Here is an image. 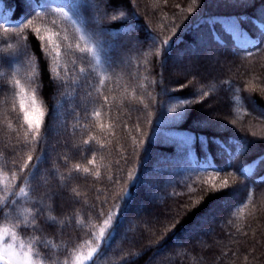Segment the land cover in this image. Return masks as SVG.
<instances>
[{"label":"trees","instance_id":"16d2710c","mask_svg":"<svg viewBox=\"0 0 264 264\" xmlns=\"http://www.w3.org/2000/svg\"><path fill=\"white\" fill-rule=\"evenodd\" d=\"M64 1L82 32L55 10L37 15L33 0L0 4L21 22H0V55L17 57L12 66L0 64V173L9 181L7 188L0 183V208L8 213L0 214V225H21L17 234L26 243L51 241L37 244L45 264H71L75 251H87L85 241L95 245L92 233L119 203L123 223L95 264H264V0ZM227 19L254 43L240 44ZM36 28L39 35L59 33L58 60L45 55ZM81 33L102 47V68L76 50L85 47ZM189 44L207 48L213 70L203 61L194 69L173 64ZM120 52L130 57L126 67ZM14 79L27 92L36 89L46 113L35 139ZM221 100L228 120L205 121L201 107ZM190 147L204 168L188 173ZM207 157L215 167L204 165ZM252 162L256 170L242 173ZM209 176L217 184L227 178L229 187L213 192L203 183ZM147 186L160 199H150ZM125 190L130 197L121 200ZM138 201L155 210V221L153 214L140 217ZM34 213L39 227H23ZM201 236L205 250L198 248Z\"/></svg>","mask_w":264,"mask_h":264},{"label":"snow or ice","instance_id":"6c2138e0","mask_svg":"<svg viewBox=\"0 0 264 264\" xmlns=\"http://www.w3.org/2000/svg\"><path fill=\"white\" fill-rule=\"evenodd\" d=\"M3 3V0H0V4ZM70 7L74 10L76 5H70ZM189 11H192L190 8ZM58 12L62 14L66 18L69 17V13L65 12L63 8L58 9ZM40 15V13H37ZM115 19V17H113ZM31 21H28V24L25 27L31 26ZM54 23V22H53ZM75 23V21H73ZM5 32L14 31L12 29H4ZM77 32H82L80 27H77ZM35 32L37 33L38 39L41 41V47L44 51L45 55L49 58L55 57L56 60L60 57V45L56 41L53 40V36L59 37V33L51 32L50 30H46L45 35H39L40 29L36 28ZM61 39L67 40L68 37L65 35ZM80 40L85 41V47H80L79 44H76L75 48L80 53H89L93 59L99 61L102 47L97 44H90L88 38L84 35L80 36ZM47 43L48 48L44 47V43ZM164 45L169 44V40L165 39L163 41ZM90 45V46H89ZM72 46L69 45V48ZM11 48V45H9ZM3 51V50H0ZM15 55H0V64L7 62L9 66H12L13 62L16 60ZM75 63V61H73ZM53 72H56V69H51ZM80 72L83 74L85 73V69L81 68ZM2 75V73H0ZM35 75V73H33ZM53 79H60L59 73L56 72V75ZM12 85L15 89V97L19 102L20 112L23 117V122L27 124L29 131L34 134V139L38 137L43 118L45 116V112L42 110L40 102L36 98V89L32 90L31 95L26 91L25 86L21 83L19 79H14L11 81ZM78 84V82H76ZM104 78L101 77L100 84L103 85ZM205 95H207L205 93ZM107 97H104L105 102H107ZM183 103H191V101H184ZM183 106V105H181ZM172 111H176L175 108L171 109ZM94 115L98 116L99 113H94ZM28 133H25V138H27ZM27 142V139L25 140ZM89 143L85 141V144ZM33 157L31 155L28 156L27 161H25L24 165L20 168V172H24L25 169L28 168L29 162H31ZM40 159V158H37ZM260 163H264V160L259 161ZM90 163H92L90 161ZM76 171H80L79 165L76 166ZM85 173L88 172V169L85 168L83 170ZM242 173L247 172L248 169L242 165L241 166ZM33 177L35 176V171L31 174ZM98 175V173H97ZM17 174L15 172L12 173L11 179H16ZM129 179L134 180L133 173H129ZM216 179L215 176H209L207 180L203 183L205 185H210L211 190L213 192H222L224 189L229 187V181L227 178L223 179L219 184L214 183L213 181ZM0 183H4L0 180ZM4 187L7 188V183H4ZM190 191H194V189H190ZM20 195L26 196L28 193L22 187L20 188ZM125 197H130V192L125 190L123 195L120 197L121 200L125 199ZM15 201H12L13 206L15 205ZM199 203V201H197ZM115 211H109L107 218L103 220L102 225L98 227V232H93L92 236L95 240V245L93 246V242L91 240L85 241L84 245L81 247L86 246L87 251L86 253L83 251H75V254L72 256V264H95L96 258L101 254V248L109 245L110 241L114 238L116 231L118 230L119 226L123 223V219L121 218V204L117 203L115 206ZM126 207V206H125ZM0 214L8 215V213H3V209L0 208ZM103 215V212L100 213ZM50 220H55V217H50ZM31 226L33 229H37L39 226L36 224V213L33 214L32 220L29 224L28 221H25L23 227ZM21 225L17 224L12 227L7 225L0 227V264H45V258L42 257L38 251L37 244H44L48 246L51 244V241H40L38 237L29 238L28 242H25L23 237L18 236L17 229L20 228ZM54 246V245H53ZM63 264H68V261L65 260Z\"/></svg>","mask_w":264,"mask_h":264},{"label":"rangeland","instance_id":"374dc122","mask_svg":"<svg viewBox=\"0 0 264 264\" xmlns=\"http://www.w3.org/2000/svg\"><path fill=\"white\" fill-rule=\"evenodd\" d=\"M41 8H37L38 9V13H43L44 12V10L42 11ZM58 21H61V20L59 19ZM41 32H42L41 35H45L46 34V32L45 33L43 31H41ZM213 41L216 42L214 39H213ZM198 47L199 46H193V45L189 44V45H186L185 49H183L181 51H176V53L173 55V59L174 60L172 59L173 62H174L173 64L174 65H177V64L178 65H185V66H189L190 68L192 67L194 69L195 67H197L196 64L199 61H203L204 63H206L208 65V68H207L208 71L213 70L214 66L209 64V61L211 60V58H210L211 54L210 53L208 54L206 52L207 48H204V47L203 48H198ZM208 47L210 48L209 45H208ZM220 49H221V47H220ZM189 53H191V56L188 55ZM118 60H121L122 61V65L123 66L125 65V67H126L128 65V63H129V61H130V57L128 55H124L123 53L120 52V57H119ZM179 75H182V74H179ZM28 93H29V95H31L30 92H28ZM222 103H224L223 100H221L220 102L214 101L212 103H209V104H206V105L202 106L201 107V112L204 114V120L205 121H217V120L218 121H223V120H228V116H226L224 114L225 110H224V108L222 106ZM40 104H41V102H40ZM41 107H42V110H43L42 104H41ZM58 123H59V119H57L56 122H55V129H57ZM192 153H193L194 158L197 160V156H196L195 152L192 150L191 147H190V150H189V153H188V159H189V154H192ZM153 173H156V171L155 170L154 171H150V174L147 175L146 178H148V180L151 181L152 176H154V175H152ZM0 179L4 183H7V185H9L8 178L5 175H3L2 173H0ZM4 183H2V185H4ZM147 191H148V195H150V199H160L161 194L157 190H152V189L150 190L148 188V186H147L146 192ZM222 206H223V204H221V207ZM136 208H137V211L139 212V215H140L141 218H145V217H148L151 214H153L152 215L153 220L155 221V219H157V218H154V216H155L154 215V211L155 210L151 209V208H150V210L149 209L147 210L146 203H143V201H138V203L136 202ZM215 210L218 212L220 210V208H215ZM5 225L9 226V223L7 221H4L2 223V227L5 226ZM190 234H192L191 230L186 231V233H184L181 236L183 240L180 238L181 240L178 239L177 242L179 244L180 243H184L182 241H184V238L187 237ZM198 244H199L198 248L200 250H205L206 245H204V238L202 236H201L200 241H199ZM216 252H217V254H220L218 251H216ZM224 257L225 256L220 254V258L221 259H224ZM169 259H173V258L170 257ZM155 260H156V258H155ZM150 264H152V263H150Z\"/></svg>","mask_w":264,"mask_h":264}]
</instances>
